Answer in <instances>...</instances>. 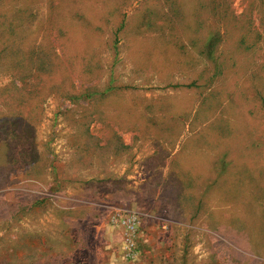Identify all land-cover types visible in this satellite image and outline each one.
<instances>
[{
    "label": "rangeland",
    "instance_id": "obj_1",
    "mask_svg": "<svg viewBox=\"0 0 264 264\" xmlns=\"http://www.w3.org/2000/svg\"><path fill=\"white\" fill-rule=\"evenodd\" d=\"M109 232L264 264V0H0V264H100Z\"/></svg>",
    "mask_w": 264,
    "mask_h": 264
},
{
    "label": "built area",
    "instance_id": "obj_2",
    "mask_svg": "<svg viewBox=\"0 0 264 264\" xmlns=\"http://www.w3.org/2000/svg\"><path fill=\"white\" fill-rule=\"evenodd\" d=\"M118 223L122 225L125 229V243L131 251L128 254V257L135 256L137 245L135 241H133L132 237L137 235V231L139 229V216L136 213H123L120 212L118 215Z\"/></svg>",
    "mask_w": 264,
    "mask_h": 264
},
{
    "label": "crops",
    "instance_id": "obj_3",
    "mask_svg": "<svg viewBox=\"0 0 264 264\" xmlns=\"http://www.w3.org/2000/svg\"><path fill=\"white\" fill-rule=\"evenodd\" d=\"M109 232V237L106 246H104V255L100 264H128V259L125 252L122 250L123 246H119L121 241L113 237Z\"/></svg>",
    "mask_w": 264,
    "mask_h": 264
},
{
    "label": "trees",
    "instance_id": "obj_4",
    "mask_svg": "<svg viewBox=\"0 0 264 264\" xmlns=\"http://www.w3.org/2000/svg\"><path fill=\"white\" fill-rule=\"evenodd\" d=\"M77 243H78V242H77ZM77 243H76V244H77Z\"/></svg>",
    "mask_w": 264,
    "mask_h": 264
}]
</instances>
